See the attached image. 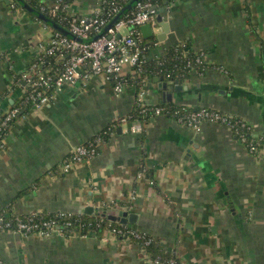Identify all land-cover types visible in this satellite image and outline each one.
<instances>
[{
	"label": "crops",
	"instance_id": "obj_1",
	"mask_svg": "<svg viewBox=\"0 0 264 264\" xmlns=\"http://www.w3.org/2000/svg\"><path fill=\"white\" fill-rule=\"evenodd\" d=\"M8 1L0 0V119L22 97L24 84L16 86L15 76H23L36 47L50 38L43 22ZM32 1L41 6L53 0ZM100 2L72 0L66 13L87 16ZM164 8L170 32L164 42L146 40L148 58L188 43L204 55L207 68L179 79L187 90L175 92L171 102L151 80L146 102L207 107L242 119L263 147L264 0H173ZM139 90L128 84L116 93L104 75L93 76L17 118L0 150V214L129 207L139 216L133 229L181 264H264L260 151L251 153L224 126L194 131L165 116L132 133L131 120L124 119ZM111 125L114 131L93 159L63 171L76 147ZM137 246L112 234L42 237L7 230L0 231V264H154Z\"/></svg>",
	"mask_w": 264,
	"mask_h": 264
},
{
	"label": "built area",
	"instance_id": "obj_2",
	"mask_svg": "<svg viewBox=\"0 0 264 264\" xmlns=\"http://www.w3.org/2000/svg\"><path fill=\"white\" fill-rule=\"evenodd\" d=\"M55 0V6L51 11L53 18L60 9V2ZM131 0H101L99 7L90 15H70L68 27H66L75 38L66 37L49 26L45 28L50 32V38L46 45L36 47L35 60L28 70L22 76L23 103L30 109H38L51 102L57 94L61 93L67 87H77L86 84L93 76L104 75L114 85L116 93H122L125 86L129 84L128 76L140 74L143 71L142 59L144 46L141 27L150 24L154 33H157L159 27L156 23L157 5L151 1H139L134 8L112 24L111 21L120 13V11ZM170 2L173 0H165ZM107 3L109 4L108 7ZM123 5V8L122 6ZM14 8V5L12 6ZM105 8L107 10L105 11ZM68 5L62 7L67 11ZM44 9L40 11L43 12ZM69 15V14H68ZM186 49L185 52H188ZM186 67L190 73L196 71V67H204L205 60L202 53H196L194 56L186 55ZM59 56L63 60V66L60 69L45 67V56ZM142 86L136 97V106L141 111L144 118L165 116L174 120L179 125L199 131L204 124H214L224 126L230 129L243 144L250 138L248 150L251 153L256 152L255 143L261 141L254 137L250 126L242 119L232 117L216 110L207 108L189 109L180 105H173L172 110H166L159 106H150L146 102L145 86L150 84V80L143 79ZM28 86L30 89L26 90ZM20 114L19 108L7 110L0 120V132L4 133L9 128L10 123ZM131 120L130 130L134 134H140L144 130L145 123L137 118L129 116ZM0 134V149L4 147V137ZM104 140L96 136L92 143L87 146H78L73 150L70 160L64 163L63 171L70 170L74 163H84L93 159L98 154V149ZM258 152V151H257ZM67 213H62L65 216ZM66 225H61L55 220H46L38 223L34 218L22 220L15 217L14 223L11 220H5L0 217V231H14L24 234L47 236L53 231H59L63 234ZM15 227V228H13ZM109 233L112 235L130 236L140 245L144 255L154 264H164L160 257L151 259L146 248L151 245L150 239L145 233L136 231L130 226H122L121 229L109 225ZM167 264H176L174 259H170Z\"/></svg>",
	"mask_w": 264,
	"mask_h": 264
},
{
	"label": "trees",
	"instance_id": "obj_3",
	"mask_svg": "<svg viewBox=\"0 0 264 264\" xmlns=\"http://www.w3.org/2000/svg\"><path fill=\"white\" fill-rule=\"evenodd\" d=\"M31 4H33L38 10L44 9L43 13L47 16L51 17V11L55 6V0H53L49 4L44 5H36L33 3L32 0H29ZM72 0H62L59 4L60 9L57 11L56 15L52 18L55 22L61 24L64 27H68V21L70 20V15H68L65 11L62 10V7L64 5H69ZM143 1H151L153 4L157 5L158 7L164 6L165 0H143ZM110 2V0H108ZM108 3L107 6L108 7ZM18 3H14V8L18 7ZM123 8V5H120ZM107 8H105V11ZM143 41V56L142 59L144 61V64L142 65L143 71L140 74L128 76L129 84L136 87L137 90H139L142 86V80L148 79L153 80L157 77H164L167 80L173 81L176 79H182L186 78L190 72V69L186 67L185 63V53L189 56H194L196 53L193 51L185 52V50L189 48V44H181L177 43L171 46L167 53L158 59H149L148 58V52H149V46L146 45V40ZM59 56H45L44 59L46 61L45 67H52L53 69H61L63 66L64 61L58 59ZM206 65L204 67H196V71L198 73H203L206 70ZM15 85L18 86V82L20 86L23 85L21 81V76L15 77ZM26 90L30 89L28 86L25 87ZM159 107H162L166 110H172L174 107L172 104H166V105H158ZM12 108H19L20 114L18 117L15 118L12 123H10L9 128L4 131V133L0 132V134H3L2 136L5 137V135L9 132L11 126L16 121L17 118L20 116L26 114L29 111L28 106H26L23 103V99L20 98V100L13 105ZM3 116V115H2ZM1 116V119H2ZM133 118H137L144 123H146L149 120V117L144 118L141 116L140 109L135 105V108L131 115ZM0 119V120H1ZM117 122H121L117 121ZM116 122V123H117ZM115 125V123L113 124ZM114 131V127L111 125L110 127L106 128L104 131H102L98 136L101 137L104 141H106L110 134ZM237 136V135H236ZM250 142L249 136H247V141L245 142V145L248 147V143ZM92 141L86 144L88 147ZM256 152L260 150L261 142L255 143ZM0 217H2L5 220H11L12 223L15 221V215L9 214H0ZM34 218V221H37L38 223H41L42 221L46 220H55L59 224L66 225L69 224V226L65 227L64 233L65 235H69L71 233H81V234H92L98 237H102L106 231H108L109 225L111 224L114 226H125L122 224H119L117 222H112L104 218H99L97 216H89V215H83V214H66L65 216H60V214H50V215H44V214H36V215H27V216H20L19 218L22 220H27L28 218ZM128 226V225H126ZM15 228V227H13ZM149 237V236H148ZM152 239L151 237H149ZM147 252L150 254L152 259H156L157 257H160L164 264H167L166 262L170 259H174L176 261V264H181L180 261L177 259V257L173 254L166 253L162 250V248L158 245V243L152 239V243L150 246L146 248Z\"/></svg>",
	"mask_w": 264,
	"mask_h": 264
},
{
	"label": "water",
	"instance_id": "obj_4",
	"mask_svg": "<svg viewBox=\"0 0 264 264\" xmlns=\"http://www.w3.org/2000/svg\"><path fill=\"white\" fill-rule=\"evenodd\" d=\"M18 3V5L27 11L28 13L35 16L38 20L43 22L45 25L49 26L54 31L69 37L75 38L70 31L62 26L61 24L55 22L51 17L47 16L40 10H37L32 5H30L26 0H14ZM141 0H131L125 7L120 11V13L111 21L110 25L105 29V31L114 24L117 20H119L122 15L126 14L130 11L134 6ZM9 3V1L7 0ZM168 2L165 1L164 6H167ZM163 7H159L157 9L156 23L160 28L161 32L154 33L152 30V26L150 24H146L141 27V32L143 38L145 40L155 39L158 42H164L167 38V35L170 32L169 22L165 20L164 13L166 9ZM156 42L151 41L150 45H154ZM154 82L157 83V88L161 90L162 96L165 102H171L173 98V94L176 92H181L182 90L186 91L187 86H183V81L176 79L173 81H166L164 77L154 78ZM181 106V105H180ZM114 212L102 211L99 208L94 207H86L84 210L79 212L78 214L89 215V216H97L99 218H104L112 222H117L122 225L128 224H137L139 220V216L136 213H132L129 208H125V210H121V213L113 214Z\"/></svg>",
	"mask_w": 264,
	"mask_h": 264
},
{
	"label": "rangeland",
	"instance_id": "obj_5",
	"mask_svg": "<svg viewBox=\"0 0 264 264\" xmlns=\"http://www.w3.org/2000/svg\"><path fill=\"white\" fill-rule=\"evenodd\" d=\"M101 1V0H100ZM164 15V17L165 18H167V15L164 13L163 14ZM16 77V76H15ZM21 81H22V77H21ZM16 85H17V83H16ZM147 87L148 86H150L149 84L148 85H146ZM145 86V87H146ZM18 87H20V84H19V82H18ZM147 87L146 88H144L145 90L147 89ZM66 89H68V87L66 88ZM184 107V106H183ZM188 108V107H187ZM190 108V107H189ZM200 108H207V107H200ZM207 109H209V110H214V109H211V108H207ZM218 111V110H217ZM230 130V129H229ZM231 131V130H230ZM233 133V132H232ZM236 136V135H235ZM238 140V139H237ZM264 145V144H263ZM2 149V148H1ZM0 149V150H1ZM260 154H261V159L263 160V158H264V146L262 147V144H261V146H260ZM263 191H264V189H263ZM126 208H129V207H126ZM100 210H102V211H109V212H114L113 214H117V213H121V210H119V209H112V208H105V207H100L99 208ZM58 214H60V216H61V214L62 213H58ZM30 215V214H29ZM31 215H36V214H31ZM27 216V215H26ZM17 217H20V216H17ZM120 224V223H119ZM111 225V224H110ZM132 228H135L136 230H137V228L135 227V225L136 224H134V225H132V224H129ZM68 226H69V224H68ZM112 226V225H111ZM126 226V225H125ZM113 227V226H112ZM115 228H119V229H121L122 228V226H114ZM109 229V228H108ZM53 233H56V234H58V235H65V233H64V230H63V234H61V233H59V231H53ZM52 233V234H53ZM78 233V234H77ZM77 233H71V234H69V235H84V234H81V233H79V232H77ZM108 234H110L109 233V230L108 231H106L105 233H104V235L102 236V237H100V238H106L107 237V235ZM86 235V234H85ZM48 236H50V235H47V236H42V237H48ZM106 236V237H105ZM117 238H121V239H130V240H132V241H134V242H137L136 240H134L133 238H131L130 236H125V235H115ZM154 240V239H153ZM137 247H140V245L139 246H137ZM140 249H141V247H140ZM146 252H147V250H146ZM148 253V252H147ZM149 254V253H148ZM147 262H149V261H147Z\"/></svg>",
	"mask_w": 264,
	"mask_h": 264
}]
</instances>
